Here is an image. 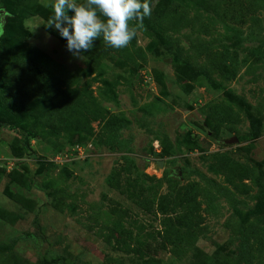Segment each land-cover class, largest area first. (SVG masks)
Returning a JSON list of instances; mask_svg holds the SVG:
<instances>
[{
	"label": "rangeland",
	"instance_id": "1",
	"mask_svg": "<svg viewBox=\"0 0 264 264\" xmlns=\"http://www.w3.org/2000/svg\"><path fill=\"white\" fill-rule=\"evenodd\" d=\"M180 1L74 57L54 0H0L7 42L69 91L59 133L41 97L0 114V264H264V0L240 24L225 0Z\"/></svg>",
	"mask_w": 264,
	"mask_h": 264
},
{
	"label": "trees",
	"instance_id": "2",
	"mask_svg": "<svg viewBox=\"0 0 264 264\" xmlns=\"http://www.w3.org/2000/svg\"><path fill=\"white\" fill-rule=\"evenodd\" d=\"M193 2H201L204 0H191ZM159 3L154 6L151 10V14L146 18L148 22L164 21L171 18L173 15L177 14L181 9H183L180 0H159ZM147 3L152 7V2L147 0ZM258 2L254 0H225L224 16L226 20L230 23L240 24L246 15L248 10L256 11L258 9ZM6 15V14H5ZM101 20L104 17L101 16ZM5 24L1 22L0 28V68L4 69L3 66H8V73L6 76L0 75V90L5 92V95L0 99V114L8 109L9 112H13L12 107H20L21 105H29L28 103L41 97L45 101L52 102L53 105L50 111L45 115L43 119V125L48 127L53 132L59 133L61 128L59 126V121L57 120V115H60L62 104L66 97L68 96V90L61 88L62 79L57 77V75L44 76V62L43 61H26V50H23L17 46V40L19 37L14 34L15 37H11L10 41L7 42L9 36L6 30ZM54 34L61 37L58 31ZM62 38V37H61ZM17 39V40H16ZM64 39V38H62ZM101 41L100 51L103 54L110 53L112 47L108 46L102 36L97 39ZM6 55L5 51H9ZM83 54H89L87 51ZM218 55V54H217ZM217 55H213L211 60H213L215 66L222 75L227 74L229 69V60L225 52H221L222 57L220 60L217 59ZM219 57V56H218ZM26 61V67L22 71H15L13 64L18 61ZM15 61V62H14ZM45 80V81H44ZM55 99V101H54ZM0 125L6 126L7 122L0 121ZM190 200V198L188 197ZM220 262V259H217ZM218 264V263H217Z\"/></svg>",
	"mask_w": 264,
	"mask_h": 264
},
{
	"label": "clouds",
	"instance_id": "3",
	"mask_svg": "<svg viewBox=\"0 0 264 264\" xmlns=\"http://www.w3.org/2000/svg\"><path fill=\"white\" fill-rule=\"evenodd\" d=\"M51 8L47 27L58 31L74 57L89 51L101 36L112 48L126 47L135 35L129 22L151 14L147 0H54Z\"/></svg>",
	"mask_w": 264,
	"mask_h": 264
},
{
	"label": "water",
	"instance_id": "4",
	"mask_svg": "<svg viewBox=\"0 0 264 264\" xmlns=\"http://www.w3.org/2000/svg\"><path fill=\"white\" fill-rule=\"evenodd\" d=\"M0 28H1V12H0ZM234 141H238L236 137H233L231 139L225 140L226 143H233Z\"/></svg>",
	"mask_w": 264,
	"mask_h": 264
}]
</instances>
